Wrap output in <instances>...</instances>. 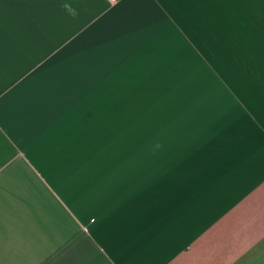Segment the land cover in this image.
<instances>
[{"label":"crops","instance_id":"1","mask_svg":"<svg viewBox=\"0 0 264 264\" xmlns=\"http://www.w3.org/2000/svg\"><path fill=\"white\" fill-rule=\"evenodd\" d=\"M0 264H264V0H0Z\"/></svg>","mask_w":264,"mask_h":264}]
</instances>
